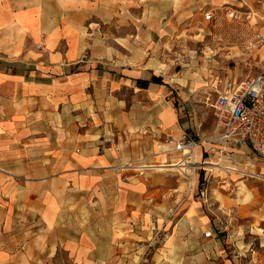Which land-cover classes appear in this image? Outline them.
Returning a JSON list of instances; mask_svg holds the SVG:
<instances>
[{"label": "rangeland", "instance_id": "1", "mask_svg": "<svg viewBox=\"0 0 264 264\" xmlns=\"http://www.w3.org/2000/svg\"><path fill=\"white\" fill-rule=\"evenodd\" d=\"M197 1L189 24L156 41L151 39L155 36L145 34L148 28L137 23L138 10L123 25L120 9L112 22L90 27L91 37L84 29L80 34L71 27L66 29V40L59 43L37 36L41 8L28 10L26 0H0V63L23 48L35 54L64 55L69 65L66 74L57 75L63 80L52 81L61 88L65 113L81 116L80 127L93 129L91 134L82 133V140L70 141L74 157L83 164L79 181L83 200L70 203L69 214L76 213L81 229L86 228L71 237L81 239L77 245L87 251L118 244L124 248L119 255L125 260L116 264H194L195 250L190 249L208 241L202 233L210 225L203 215L211 222L216 217L231 218L236 209L231 201L234 191L247 183L264 196V158L217 140L209 107L215 98L209 88L212 80H240L257 74L264 51L250 42L264 24L234 23L224 17L221 3ZM208 2L216 7L213 20L205 22L201 12ZM93 3L84 5L83 13L102 8ZM50 11L47 15L56 17ZM92 21L97 23L95 17ZM183 135L199 147V164L188 168L192 181L173 167L157 170L164 160L166 166L183 162L176 150ZM96 156L106 168L102 174L89 170ZM91 182H130V192L145 194L135 206L144 215L140 223L130 211L129 222L137 225L135 230L126 224L128 234L112 235L105 223L100 231L91 229L96 211L88 194ZM211 227L216 239L208 244L216 241L224 250L225 264H255L256 252L245 245L252 241L250 236ZM71 244L75 248V242ZM58 259L65 262L66 253L60 250Z\"/></svg>", "mask_w": 264, "mask_h": 264}, {"label": "crops", "instance_id": "2", "mask_svg": "<svg viewBox=\"0 0 264 264\" xmlns=\"http://www.w3.org/2000/svg\"><path fill=\"white\" fill-rule=\"evenodd\" d=\"M26 2L28 10L31 7L42 9L37 36L43 41L59 43L66 40V29L71 27L80 34L84 29L91 37L90 27L112 22L120 9L123 25H127L132 20V12L138 10L137 23L148 28L145 34L150 38L155 36L151 39L156 41L160 35L173 33L189 24L198 5L197 0ZM93 2L102 8L83 13L86 11L84 5L91 7ZM51 9L56 17L47 15ZM93 17L97 23H93ZM27 37L35 41L30 34ZM29 51L22 48L0 63V264L121 262L125 258L119 253L124 248H118V244L95 246L87 251L77 245L81 239L71 237L83 234L86 228L81 229V219L76 213L69 214V204L83 200L82 182H79L83 164L74 157L70 141L82 140V133L91 134L93 129L80 127L81 116L65 113L61 88L52 81L63 80L57 75L66 74L65 69L69 65L65 63V56ZM52 73L55 75L52 76ZM103 160L108 163L104 157ZM102 163L99 156L91 158L89 165L93 169L89 170L102 174L106 171ZM90 186L88 194L96 210L92 230L96 228L100 231L105 223L112 235H126L129 231L126 224L130 229L137 227L134 222H129L132 219L130 211L137 216V223L144 218L137 213L135 206L145 194L130 192V182H91ZM148 191L149 188L146 193ZM231 201L236 204L231 218L216 217L211 222L208 216L201 217L210 225L206 230L214 225L215 229L224 233L250 236L252 241L245 245L256 252L255 264H264V196L247 183L244 189L234 191ZM101 204H105L102 210ZM71 242H75V248ZM209 242L212 240L198 243L190 249L196 252L191 255L193 263L225 264L224 250L217 246L216 241L213 244ZM60 250L67 256L63 263L58 259Z\"/></svg>", "mask_w": 264, "mask_h": 264}, {"label": "built area", "instance_id": "3", "mask_svg": "<svg viewBox=\"0 0 264 264\" xmlns=\"http://www.w3.org/2000/svg\"><path fill=\"white\" fill-rule=\"evenodd\" d=\"M234 1V5L224 4L220 7L225 18L237 24H264V0ZM213 7L216 6H210V2L203 6V21L213 20ZM250 46L264 51V32H255ZM209 88L215 95L209 105L214 118L215 138L229 146L245 148L248 152L264 158V52L254 76L240 80H220L217 77L210 82ZM196 146L194 140L183 135L176 145V150L188 152ZM213 235L211 228L202 233L206 240L216 239Z\"/></svg>", "mask_w": 264, "mask_h": 264}, {"label": "bare ground", "instance_id": "4", "mask_svg": "<svg viewBox=\"0 0 264 264\" xmlns=\"http://www.w3.org/2000/svg\"><path fill=\"white\" fill-rule=\"evenodd\" d=\"M220 3H221V5L227 4L225 0H214L212 4L213 5H218ZM261 32H264V27L261 29ZM201 41L202 40H200V42ZM247 50H249V48H247ZM199 86L200 87H204V86H206V84L199 85ZM198 152H199V147L198 146L194 147L193 150L188 151V152L187 151H182L181 152V154L183 156V162L182 163L178 162V163H174V164H171L169 166H166L167 165V161L164 160L162 162V165L159 166V167H157L158 168L157 170L160 171V172H162V171L165 170V169H162V168H165V167H173V168L177 169V171L180 174H182L183 176L188 177L189 180L192 181L193 180L192 179L193 178L192 177V173L191 172L190 173L188 172V168L191 167V166H196V165L199 164L198 163V161H199ZM190 184H192V182H190Z\"/></svg>", "mask_w": 264, "mask_h": 264}, {"label": "trees", "instance_id": "5", "mask_svg": "<svg viewBox=\"0 0 264 264\" xmlns=\"http://www.w3.org/2000/svg\"><path fill=\"white\" fill-rule=\"evenodd\" d=\"M159 82H157V84H158Z\"/></svg>", "mask_w": 264, "mask_h": 264}]
</instances>
